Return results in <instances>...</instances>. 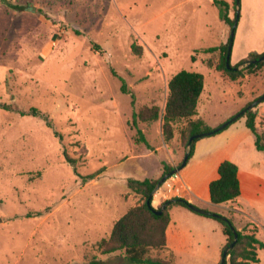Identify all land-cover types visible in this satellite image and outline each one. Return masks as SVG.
<instances>
[{
    "label": "rangeland",
    "instance_id": "rangeland-1",
    "mask_svg": "<svg viewBox=\"0 0 264 264\" xmlns=\"http://www.w3.org/2000/svg\"><path fill=\"white\" fill-rule=\"evenodd\" d=\"M224 1L233 19L236 0ZM230 30L213 0H0V106L40 112L0 108V264L124 263L121 252L103 255L98 243L143 202L128 180L159 179L163 163L177 168L187 151L180 135L184 120L173 125L169 142L162 118L140 123L149 147L136 143L134 111L157 105L162 116L168 81L182 69L204 75L198 115L213 128L264 93V69L247 74L242 87L207 66L220 55L205 49ZM123 81L134 105L121 91ZM253 110L261 132L264 101ZM254 140L240 116L200 138L174 180L185 200L226 218L235 214L234 223L258 229L264 243V151ZM224 160L236 161L257 188V197L248 193L240 209L258 228L246 215L210 201L209 183ZM72 164L80 176L94 178L84 182ZM172 177L154 194L156 205L175 194L168 191ZM171 219L173 264H218L226 241L218 220L180 205ZM259 258L264 264V248Z\"/></svg>",
    "mask_w": 264,
    "mask_h": 264
},
{
    "label": "trees",
    "instance_id": "trees-1",
    "mask_svg": "<svg viewBox=\"0 0 264 264\" xmlns=\"http://www.w3.org/2000/svg\"><path fill=\"white\" fill-rule=\"evenodd\" d=\"M213 3L218 8L220 19L224 21L226 25L232 27L235 17L233 19L229 18L228 3L224 0H213ZM18 8L20 7L18 6ZM228 41L229 39L221 46L205 49L206 52L210 53L219 51L220 55L217 61L210 60V62H207L208 67L215 66L216 70L235 81L247 74L259 71L264 66V61H256L255 63L248 64L247 60H258L264 55V52H250L245 59L235 65L231 64V67L228 68L226 63ZM132 51L136 54H140V47L132 44ZM239 66L242 67L238 69ZM204 83V75L200 72L182 69L175 73L168 81V96L162 116L160 115V107L157 105L143 106L138 111H134L132 116V127L136 130L135 142L138 144L144 143L149 147V143L143 131L139 128V124L157 121L160 118H162V134L165 142H169L174 136L173 125L176 122L185 121V126L180 132L184 147L188 146L191 136L213 131L215 128L209 126L202 118L197 117L198 101L203 91ZM121 91L125 94H130L131 104L134 105L135 96L133 92L127 88L125 81L121 84ZM253 101L248 102L245 107ZM0 108L18 111L21 115H40V112L36 108H31L28 112L17 110L14 106L6 104H2ZM241 117H245L246 126L255 137L256 149L264 151V130L259 132L257 129L256 111L253 109L248 110L241 115ZM47 124L51 126L50 122H47ZM229 126L230 124L226 128ZM214 134L216 133L212 135ZM199 139L200 138H196L191 142L190 154L187 162L191 158L195 143ZM72 166L74 172L80 176L75 166L73 164ZM175 168V166L163 163V175L172 172ZM238 172L239 167L236 163L229 160H224L220 163L218 167L219 177L213 180L209 186L210 201L213 204H224L229 201H234L240 196L241 187ZM80 177H82L84 182H87L93 179L94 175L90 174ZM157 182L158 179L150 178H145L143 180H128V188L139 195L143 202L130 208L114 223L109 238L102 239L98 243L101 254L109 255L115 252H121L124 258L123 264H173V257L171 255L163 256V250L166 248V229L170 222L169 211L174 205H180L191 211L193 210L190 208V203L187 200L178 196H173L164 201H170V204L163 213L156 214L152 208L154 206L150 207L147 201L150 199V195L155 189ZM150 201L153 205V197ZM164 202L154 208L160 209ZM210 217L221 223L223 233L226 236V243L223 246L222 253L225 248L233 242L234 232L238 234V240L235 246L227 255L226 264H251L260 261L257 250L263 249L264 243L257 237V230L249 231L248 228L250 225H244L242 228H238L234 223V216L232 218H226L222 215H220V217L211 215ZM153 252L157 253L153 254Z\"/></svg>",
    "mask_w": 264,
    "mask_h": 264
},
{
    "label": "crops",
    "instance_id": "crops-1",
    "mask_svg": "<svg viewBox=\"0 0 264 264\" xmlns=\"http://www.w3.org/2000/svg\"><path fill=\"white\" fill-rule=\"evenodd\" d=\"M229 36H230V34H229ZM229 36L225 37L219 43V45H217V47L225 44L227 42V40L229 39ZM250 52H258V53L264 52V0H241V15H240V19H239V22H238V26H237L236 31H235L234 42H233L231 58H230L231 64L235 65V64L239 63L241 60L245 59ZM210 68H214L215 69V66L210 67ZM261 69H264V66ZM261 69L259 71H262ZM259 71H257L258 76L261 74V72H259ZM218 72L223 77L228 78L222 72H220V71H218ZM246 76H247L246 78L245 77H241V78H239V79H237L235 81H238V83H240L241 86L243 87V83L241 81H243V80H245V79H247L249 77L248 75H246ZM251 77H252V79L256 78L255 75H252ZM199 100H200V98H199ZM198 103H199V101H198ZM197 110H198V107H197ZM197 117H200V118H202L205 121V119L202 116H199L198 114H197ZM245 126H246V119H245ZM254 144H255V140H254ZM232 162L235 163L236 161H232ZM220 163H219V165H220ZM219 165H218V167H219ZM217 173H218V168H217ZM218 177H219V174H218ZM238 177H239L240 187H241L240 196H238L234 201H229V202L224 203V204L228 205L229 208H231V210H233L235 212H240V213L246 215V218L249 221H251V223L256 225V227L258 228V226L256 224L257 221L254 219V217L250 216V214L245 213V212H243L240 209V205H242L244 203L245 199H250L248 197V193H250L252 196L257 197V194L256 195L252 194V193L255 194L257 192V188H252V186H250L247 174L243 173L241 171L240 167H239ZM169 181H167L165 183V185ZM179 182L180 181L178 179H175L174 182L172 183V185L168 186L169 187L168 191L170 193L172 191L175 193L171 197L178 196V197H181V198H185L184 194L182 192H179V189L177 188V184ZM210 183H209V186H210ZM252 185L256 186V184H254V183ZM208 189H209V187H208ZM161 190H162V188H161ZM168 191H167V193H169ZM168 197L170 198V196H166V198H168ZM209 199H210V191H209ZM187 201L190 203V202H192V199L189 198ZM155 203H157V201L155 200V198H153V205L152 206L157 207L158 205H156ZM174 206H178V205H174ZM174 206H172L170 211H169L170 212V222H169L168 227L166 229V248L163 250L164 251L163 252V256L171 255L173 257L172 250L175 248L173 246V242L175 240V236L176 235H175L174 229L171 226V223H172L171 222L172 221V219H171V210H172V208ZM233 216H235V214H233ZM221 227H222V225H221ZM237 227L241 228V227L238 226V224H237ZM252 227H254V226L252 225ZM257 231H258V229H257ZM257 231H256V235H257ZM222 232H223V230H222ZM225 238H226V236H225ZM225 243H226V241H225ZM222 249H223V247H222ZM222 249H221V252H220V257H219L218 264H220V261H221ZM259 250L260 249L257 250L258 257H259ZM259 260H260V258H259ZM259 262L258 263H251V264H259Z\"/></svg>",
    "mask_w": 264,
    "mask_h": 264
},
{
    "label": "water",
    "instance_id": "water-1",
    "mask_svg": "<svg viewBox=\"0 0 264 264\" xmlns=\"http://www.w3.org/2000/svg\"><path fill=\"white\" fill-rule=\"evenodd\" d=\"M240 5H241V1L240 0H236V16H235V20L234 23L231 27L230 30V36H229V41H228V49H227V56H226V63H227V67L230 68L231 67V62H230V58H231V52H232V46H233V42H234V36H235V31H236V27L238 25V21L240 18ZM256 61H264V55H262L258 60H247L248 64L251 63H255ZM242 66H239L238 69H240ZM264 100V94L261 95L260 97H258L256 100H254L251 104H249L248 106H246L244 109H242L238 114H236L234 117H232L229 121L225 122L224 124H222L221 126L215 128L213 131L211 132H207V133H201V134H197V135H193L189 138V142H188V146H187V151L185 153V156L183 158V161L181 163L180 166H178L177 168H175L172 172L170 173H166L164 175H162L157 182V185L155 187V189L152 191L151 195H150V199L154 196V194L161 188V185L168 180L170 177H172L173 175H175L177 172H179V170L184 167L187 163V159L188 156L190 154V146H191V142L196 139V138H202L205 136H211L213 133H217L220 132L221 130H223L224 128H226L229 124H231L232 122H234L236 119H238L241 115H243L246 111L253 109L255 106H257L259 103H261ZM150 199L147 201L148 205L150 207H152L151 201ZM170 204V201H166L164 202L160 209H156L154 207L153 211L156 214H162L163 211L168 207V205ZM190 208L202 215H206V216H216V217H220V215L218 214H213L211 212H208L207 210L198 208L196 206H194L193 204L190 203ZM238 240V234L236 232H234V240L231 244H229L225 250L222 253V257H221V261L220 264H226L227 261V255L229 253V251L235 246L236 242Z\"/></svg>",
    "mask_w": 264,
    "mask_h": 264
},
{
    "label": "built area",
    "instance_id": "built-area-1",
    "mask_svg": "<svg viewBox=\"0 0 264 264\" xmlns=\"http://www.w3.org/2000/svg\"><path fill=\"white\" fill-rule=\"evenodd\" d=\"M176 177V175H174L171 179H173L174 180V178ZM177 178V177H176Z\"/></svg>",
    "mask_w": 264,
    "mask_h": 264
}]
</instances>
